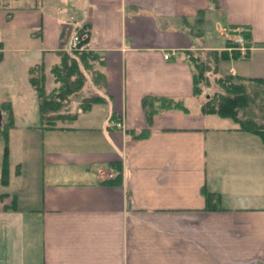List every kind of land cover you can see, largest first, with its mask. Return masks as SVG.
<instances>
[{
	"label": "crops",
	"instance_id": "obj_1",
	"mask_svg": "<svg viewBox=\"0 0 264 264\" xmlns=\"http://www.w3.org/2000/svg\"><path fill=\"white\" fill-rule=\"evenodd\" d=\"M215 3L0 0V88L14 86L20 107L9 94L2 103L24 108L29 142L0 183V264H264V146L200 112L183 59L226 50L224 32L242 26L252 50L217 72L264 79V0ZM207 11L221 15L223 45L199 41ZM81 28L103 59L102 86L84 88L103 102L78 113L73 100L74 120L39 129L27 113L36 100L28 69L42 64L50 92L49 70ZM5 58L19 66L16 81L3 74ZM145 97L180 100L187 111L147 118ZM205 192L218 194L214 208Z\"/></svg>",
	"mask_w": 264,
	"mask_h": 264
},
{
	"label": "trees",
	"instance_id": "obj_2",
	"mask_svg": "<svg viewBox=\"0 0 264 264\" xmlns=\"http://www.w3.org/2000/svg\"><path fill=\"white\" fill-rule=\"evenodd\" d=\"M210 1L216 5L215 0ZM76 34L82 42L87 38V32L83 28L77 30ZM243 34L249 38L248 31H244ZM58 56L59 61L49 70L55 84L50 92L45 90L42 64L28 69V81L36 95L39 115L38 127L43 130L63 128V125L74 120L78 113H86L92 105L103 102L102 97L90 95L84 88L87 81L92 86H102V73L94 71L90 64L92 62H89L96 60L97 64L102 66V56L92 51L77 54L59 51ZM217 58L226 59V53L221 52L218 55L208 53L201 58L199 51L183 52V59L193 69L192 97L199 101L200 112L204 115H215L221 119L230 120L238 126V130L257 136L264 146V79L216 74L212 80H215V85L219 87L218 91L207 96L205 100L203 99L202 91L204 86H208L209 83L205 72L216 66ZM210 64L212 66L209 68ZM81 67L86 71L91 68V74L94 77H90L88 80ZM77 99L79 112H71V102L77 101ZM3 108L5 115L0 132L4 144V155L1 163L0 183L5 185L8 178L7 138L8 130L13 126V119L10 104L3 103ZM142 108L147 118L167 110L187 111L182 101L165 97H145L142 99ZM140 135L142 136V134ZM218 199L217 193L205 192L206 208H214V203Z\"/></svg>",
	"mask_w": 264,
	"mask_h": 264
},
{
	"label": "rangeland",
	"instance_id": "obj_3",
	"mask_svg": "<svg viewBox=\"0 0 264 264\" xmlns=\"http://www.w3.org/2000/svg\"><path fill=\"white\" fill-rule=\"evenodd\" d=\"M222 23H223V20H222L221 15L219 13H216L215 11H207L206 12L205 17L203 19V22L199 25V32L201 34L199 41H201V45H203V43H204V45H211L213 43L216 44V46L223 45L224 38L222 35H220L221 34V28L223 26ZM232 28L234 31L233 30L231 31V36L234 37V35H236V36H241L239 38H242L241 41H243V42L241 44H243V46H244V51H243L244 53L242 51H240V49H238V48H236L235 50L232 49V50L199 51L201 58H203L204 55L208 54V53H212V55L213 54L218 55L219 53L223 52V53H226V56H227V58L224 60L217 58L215 61V64H216L215 67H211L212 64L208 65L209 68L210 67L211 68L205 72V76H207L209 83L207 82L208 86L205 85L204 89L202 91V96H203L204 100H205V98H207V96L212 95L214 92L218 91L219 87L215 85V83H214L215 80H212V78H214L216 76V74H218L217 69H219V66L222 65L225 60H228V58H233V59L237 58V57L241 58L242 55L246 56L250 52V50H252V46L250 45V38H246L244 36V34L242 33L246 29H244L242 26H234ZM224 33H227V31H225ZM227 34H229V33H227ZM89 37L90 38L87 41L88 47H90L89 49L86 48V49L76 50V49L72 48L71 45H72V38L73 37H71L70 42L66 48L67 51H65V52H71L73 54H75V53L77 54L80 52H90V51L94 52L95 51L94 38L90 35H89ZM227 43L229 45H232V42L230 40H228ZM89 62H92L90 64H92L93 70L98 71L97 67H96V65H97L96 60L95 61H89ZM228 65H229L228 63L223 64L221 66V69L222 68L224 69V67L228 68ZM18 68H19V66H17V63L15 62V60L13 58H5L4 63L1 64V69L4 72L3 74L8 73L9 80L15 79V81H16V77L20 76V73L18 72ZM81 69L83 71L84 76H86V78H88V80L90 79V77L91 78L94 77V75L91 74L92 73L91 68L89 71L84 70L82 67H81ZM43 71H44V76H45L44 68H43ZM219 72H220V74L223 73L222 70H220ZM229 73L234 74V71L229 70V72L227 74H223V76L224 75H230ZM231 76H234V75H231ZM52 80H53V77H52ZM7 94H9L12 97L16 107L19 106L17 104L18 99H16L18 97V95H17V91L14 88V86L11 89L0 88V127H2V122L4 121V115H5L2 102L5 100H10V98H7ZM9 104L11 107L13 126L8 130V136H9L10 132H14V133H12V144H13V146L17 145V148L15 149L13 147L14 149L12 148L11 154H9V152H8L9 155L7 154V162H6L7 169H8V167H10L11 164L13 165V163H15V159H17V157L21 156L20 152L24 148V143L27 146L29 145L28 136H27L28 134L25 133L24 135H21V132L23 130L22 125H25L27 123L25 118L20 120L21 119L20 116L23 113L22 111L24 108L23 107L17 108L18 110L15 111V110H12V104L11 103H9ZM26 106H27V109L29 110V112H27V113L30 114L31 118L34 119L33 122H30V123L35 122L34 124H37L38 119H39V115H38L36 100L34 99V101H33L32 98H29V102L27 103ZM13 113L17 117V118H15V120H16L15 125L18 127H17V129H15V131H12V130H14L13 129L14 128ZM34 131L37 132L39 130L35 129ZM21 141L23 142V145H21ZM7 149H8V138H7ZM3 152H4V144L2 142L1 132H0V173H1V163H2L3 155H4Z\"/></svg>",
	"mask_w": 264,
	"mask_h": 264
},
{
	"label": "built area",
	"instance_id": "obj_4",
	"mask_svg": "<svg viewBox=\"0 0 264 264\" xmlns=\"http://www.w3.org/2000/svg\"><path fill=\"white\" fill-rule=\"evenodd\" d=\"M241 36H236L234 35V37L232 36L230 39L232 40V43L234 44V46H236L238 49H240V51H244V46L243 44H241L243 41L242 38H239ZM80 38L77 35H74L72 38V45L71 47L76 49V50H81V49H86L88 47V43H80ZM244 53V52H243ZM165 58L168 57V55L164 56Z\"/></svg>",
	"mask_w": 264,
	"mask_h": 264
}]
</instances>
